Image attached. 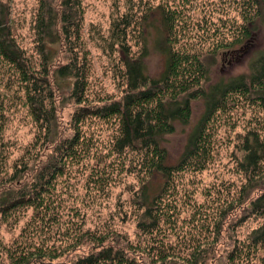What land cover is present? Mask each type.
<instances>
[{"label": "rangeland", "instance_id": "rangeland-1", "mask_svg": "<svg viewBox=\"0 0 264 264\" xmlns=\"http://www.w3.org/2000/svg\"><path fill=\"white\" fill-rule=\"evenodd\" d=\"M6 1L11 10L15 39L28 56L38 61L35 24L39 0ZM81 2L80 34L75 41L83 56L86 89L78 100L72 95V86L55 83L53 72L69 61L70 52L62 41L53 44L50 78L57 122L51 142L44 143L46 133L24 104V91L20 90L13 70L0 60V101L4 102L6 109L4 137L10 145L9 163L29 160L20 182L23 185L30 183L44 164L56 159L58 148L64 141L78 136L80 141L75 150L81 155L66 164L64 175L53 186L55 204L53 202L52 205H55L56 220L46 224L50 243L71 247L65 240L66 234L81 229H113L146 243L147 237L137 228L139 212L133 198L149 176L139 163L137 151L126 149L118 152L115 149L119 118L87 116L78 123L75 117L81 106L97 107L121 99L126 92L125 66L120 50L117 46H109L113 41L114 21L128 14L135 20L139 19L138 26H141L142 17L148 16L150 25L158 26L150 27L148 52L144 57L147 73L152 78L160 77L165 68L166 56L159 44V39H166L165 36L167 43H172L177 50L198 55L197 58L207 66L212 65L210 82L247 72L256 51L264 47V38L258 36L251 43L249 39L236 42L239 37L237 30L244 23L243 12L245 8L248 10L246 0ZM162 6L173 11L175 16L174 28L170 35L166 32L165 36L159 26ZM140 31V28L132 29L128 36L132 51L137 53L143 45ZM234 104L230 110L220 113L213 123L217 129L214 150L206 168L177 174L166 194V202L174 212L173 223L164 226L168 240L181 249L183 256L197 247L204 257V264H264V246L255 248L250 245L251 232L263 220L251 217L238 224L245 205L233 200L245 183L235 158L241 155L237 146L240 136L256 130L264 139V108L238 96ZM192 105L189 122H178L175 131L162 140L171 162L180 156L189 133L203 113L204 100L201 97L193 100ZM150 181L157 186L161 180L150 178ZM260 190H264V185L258 192ZM162 203L165 206V202ZM33 213V208L23 209L8 222L0 215V242L10 245L30 221L41 228L42 221L34 220ZM215 218L220 221L219 234L214 226ZM86 247L80 246L77 253Z\"/></svg>", "mask_w": 264, "mask_h": 264}, {"label": "trees", "instance_id": "trees-1", "mask_svg": "<svg viewBox=\"0 0 264 264\" xmlns=\"http://www.w3.org/2000/svg\"><path fill=\"white\" fill-rule=\"evenodd\" d=\"M246 2L248 10L245 8L243 12L244 23L237 30L239 37L236 42L239 43L244 39L254 42L258 36L264 38V0ZM81 4V0H39L35 24L39 59L35 61L15 39L10 7L6 0H0V60L13 70L20 90L24 91V104L46 133V144L51 142L57 122L50 78L53 44L62 41L70 52L69 61L53 72L55 83L72 86V95L78 100L86 89L83 56L75 41L80 34ZM149 19L143 16L141 26H138L139 19L135 20L127 14L113 23V41L109 46L119 48L125 66L127 89L124 96L97 107L81 106L75 114L78 123L87 116L119 118L115 149L118 152L126 149L137 151L141 160L139 163L149 176L133 198L139 212L137 228L147 237V242L142 243L113 229H81L66 234L65 240L71 247L51 244L46 224L56 220L55 205H52L53 202L55 204L53 186L64 175L66 164L81 155L75 150L80 139L76 136L64 141L58 148L56 159L44 164L33 180L23 185L20 181L30 161L9 163L10 145L4 137L6 109L4 102L0 101L1 218L8 222L21 210L33 208V219L43 224L40 228L30 221L10 245L0 242V264H144V260H147L146 264H204V257H201L197 247L183 256L181 249L168 240L164 226L173 223L174 212L170 203L166 202V194L177 174L206 168L214 150L217 129L213 123L220 113L235 105L236 96L264 108V47L256 51L247 72L210 82L212 65L207 66L197 58L198 55L181 52L172 43H167L165 34L172 32L175 16L173 11L162 6L159 26L166 39L164 36L163 40L160 38L159 44L166 62L160 77L152 78L147 73L144 57L148 52L150 27L158 26L150 25ZM135 28L141 29L139 35L143 45L139 53L133 52L128 43L130 30ZM199 97L204 100L203 113L189 133L180 156L171 162L162 140L175 131L178 122H189L192 102ZM237 146L241 153L235 157L237 169L245 177L238 197L233 199L245 205L243 216L237 223L251 217L263 220L250 234V245L257 248L264 246V190L258 192L264 185V139L258 131L250 130L240 136ZM150 178L161 181L153 186ZM214 220L216 233L219 234L220 221L218 218ZM31 226L39 229H32ZM83 245L87 247L77 253Z\"/></svg>", "mask_w": 264, "mask_h": 264}]
</instances>
